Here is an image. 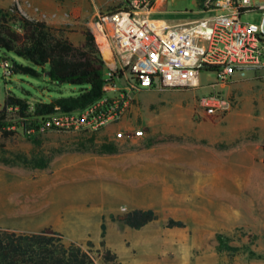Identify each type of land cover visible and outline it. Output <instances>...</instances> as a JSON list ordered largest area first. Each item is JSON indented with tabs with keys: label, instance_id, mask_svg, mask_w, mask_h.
<instances>
[{
	"label": "rangeland",
	"instance_id": "obj_1",
	"mask_svg": "<svg viewBox=\"0 0 264 264\" xmlns=\"http://www.w3.org/2000/svg\"><path fill=\"white\" fill-rule=\"evenodd\" d=\"M204 1L198 6L197 0H164L163 11L152 18L170 25L204 19L210 16L201 11ZM261 4L264 0H251L253 9L241 14V23L260 25L264 11L256 7ZM51 28L80 47L82 31L89 25ZM7 57L26 64L12 54ZM6 63L10 66L9 61L0 62V110L10 95L33 106L77 94L72 86L10 75ZM214 80V74L206 72L200 76L201 88L133 92L124 116L97 131H46L28 137L9 112L11 134L0 132V228L15 233L50 228L62 235L65 246L76 244L84 250L90 241L97 264H104L101 223L106 226L105 247L121 264H264V238L241 229H216L213 200L190 197L188 190H181V182L177 188L173 185L174 177L182 176L181 148L191 140L192 126L203 120L218 124L229 115L227 128L251 123L252 107L261 106L254 96L264 94V71H247L244 76L235 74L222 90L231 109L220 118L203 117L197 111L198 100L213 92L207 84ZM114 83L117 89L124 86L123 79ZM219 91L217 87L215 92ZM137 128L145 130L143 137H132ZM117 131L125 132V138L116 140ZM102 146L116 152L100 153ZM260 158L256 151L244 160ZM43 163L45 167L37 166ZM134 209H152L157 220L133 230L110 219ZM169 219L182 221L184 227H166Z\"/></svg>",
	"mask_w": 264,
	"mask_h": 264
},
{
	"label": "built area",
	"instance_id": "obj_2",
	"mask_svg": "<svg viewBox=\"0 0 264 264\" xmlns=\"http://www.w3.org/2000/svg\"><path fill=\"white\" fill-rule=\"evenodd\" d=\"M158 1L121 0L118 7L96 16L89 30L99 47V39L108 47L106 95L83 111L64 113L56 108L37 131L30 129L28 134L97 131L124 116L133 92L201 88L200 76L206 72L215 76L207 84L213 92L198 100V114L220 118L231 109L232 102L222 90L233 76L264 71V12L260 25L243 24L240 17L253 9L251 0H205L201 11L210 16L170 25L152 18ZM256 9L264 11V4ZM116 78L124 80L123 87L117 89ZM217 87L221 91L215 92ZM144 133L137 128L130 134L141 138ZM125 136L123 131L115 133L116 140Z\"/></svg>",
	"mask_w": 264,
	"mask_h": 264
},
{
	"label": "trees",
	"instance_id": "obj_3",
	"mask_svg": "<svg viewBox=\"0 0 264 264\" xmlns=\"http://www.w3.org/2000/svg\"><path fill=\"white\" fill-rule=\"evenodd\" d=\"M204 0H197L198 6ZM83 43L75 46L69 39L56 35L54 29L44 21L23 16L13 6L10 10H0V62L9 61L10 75H24L33 79H43L55 86L68 85L77 88V94L33 106L26 99L8 96L0 110V132L8 131L11 123L6 115L14 112L16 127L28 137L30 129L38 130L42 120L56 112L83 111L98 103L105 95V64L95 38L89 29L82 31ZM7 54L23 60L26 64L9 59ZM100 153H114L115 149L102 146ZM45 167L46 163L37 164ZM112 221L120 222L133 230H140L157 220L152 209H134L122 215H110ZM166 227L183 228L182 221L169 219ZM106 226L100 225V242L103 248L104 264H121L117 255L105 247ZM219 240L220 236H218ZM88 250L81 246L62 243V235L44 228L33 233H15L0 228V264H97L92 255V242L88 241Z\"/></svg>",
	"mask_w": 264,
	"mask_h": 264
},
{
	"label": "crops",
	"instance_id": "obj_4",
	"mask_svg": "<svg viewBox=\"0 0 264 264\" xmlns=\"http://www.w3.org/2000/svg\"><path fill=\"white\" fill-rule=\"evenodd\" d=\"M120 4L121 0H0V10L16 6L23 16L60 28L89 25L98 14ZM163 4L164 0L156 3L153 15L163 11ZM254 97L261 106L252 107V126L246 120L227 128L229 115L221 123L203 120L189 129L191 140L181 148L182 176L172 182L176 188L181 182V190H188L190 197L213 200L219 221L216 229H241L264 238V164L261 158L248 163L244 160L246 154L256 151L262 157L264 148V94Z\"/></svg>",
	"mask_w": 264,
	"mask_h": 264
},
{
	"label": "bare ground",
	"instance_id": "obj_5",
	"mask_svg": "<svg viewBox=\"0 0 264 264\" xmlns=\"http://www.w3.org/2000/svg\"><path fill=\"white\" fill-rule=\"evenodd\" d=\"M100 46H101V49H102V53H103V55H104L106 58L109 57V54H108V47H107L106 43L101 42V40H100Z\"/></svg>",
	"mask_w": 264,
	"mask_h": 264
}]
</instances>
